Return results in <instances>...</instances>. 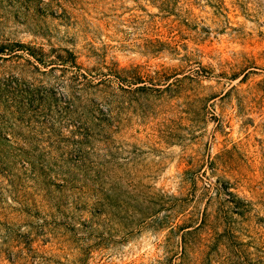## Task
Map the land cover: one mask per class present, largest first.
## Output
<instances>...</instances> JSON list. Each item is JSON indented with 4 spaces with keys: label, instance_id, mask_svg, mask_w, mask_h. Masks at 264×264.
Returning <instances> with one entry per match:
<instances>
[{
    "label": "rangeland",
    "instance_id": "obj_1",
    "mask_svg": "<svg viewBox=\"0 0 264 264\" xmlns=\"http://www.w3.org/2000/svg\"><path fill=\"white\" fill-rule=\"evenodd\" d=\"M0 264H264V0H0Z\"/></svg>",
    "mask_w": 264,
    "mask_h": 264
}]
</instances>
